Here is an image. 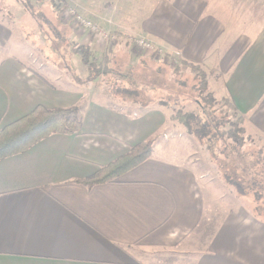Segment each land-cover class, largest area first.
I'll use <instances>...</instances> for the list:
<instances>
[{"label":"crops","instance_id":"1","mask_svg":"<svg viewBox=\"0 0 264 264\" xmlns=\"http://www.w3.org/2000/svg\"><path fill=\"white\" fill-rule=\"evenodd\" d=\"M58 1L116 34L115 50L144 38L212 73L210 90L230 99L246 134L264 142V27L245 23L229 0ZM15 4L0 0V129L38 106L80 107L81 128L0 160V264H264V219L209 195L212 181L185 134L164 135L111 183H79L171 126L168 113L114 96L104 102L99 88L68 78L57 62L48 79L31 50L26 59L13 50L17 27L4 9ZM72 35L97 59L103 53L88 34Z\"/></svg>","mask_w":264,"mask_h":264},{"label":"trees","instance_id":"2","mask_svg":"<svg viewBox=\"0 0 264 264\" xmlns=\"http://www.w3.org/2000/svg\"><path fill=\"white\" fill-rule=\"evenodd\" d=\"M15 1L36 22L47 26L59 52H63L61 48H64L65 51L69 47L71 48L68 53L77 56L86 67L88 72L87 82H91L107 72L108 69L106 67L102 68L100 61L92 54L89 48L77 43H69L70 46L69 44L67 45L61 34L53 28L54 26L44 13L34 7L31 0ZM38 3L39 0H36V4ZM58 3V5L54 6L52 4V9L55 12L56 8L59 9L61 5H64L62 1ZM68 32L65 39L69 35L71 36L70 31ZM152 56H156V54H152ZM110 62L111 60L107 61V63ZM179 66L187 68L195 81L194 87H196L199 94L195 104L197 110H186L185 107L188 103L183 98L166 97L165 95L164 98L166 100L161 99L163 96H157L159 97L157 101H148L144 105H158L169 110L166 121L172 124L173 127H180L184 134L191 137L200 147L203 145L207 146L210 149L207 150L211 153L217 151V144L221 142L223 147L218 154L223 158V161L218 162L217 165L221 169L225 183L231 186L239 196L251 195L256 202L264 201V163L262 160L264 151L259 149L254 154L244 153L245 141L242 137L244 134L243 117L237 114L230 99L217 97L209 89L208 76L210 74L207 73L209 74L207 75L201 66L186 63L185 61H180ZM64 68L66 69V67ZM120 79L122 82L131 81V78L123 77L122 75H120ZM80 80L75 77L76 82H81ZM150 89L156 90L155 87ZM117 92L123 94L124 97L129 96L137 102L136 98L139 96L137 91L124 88L118 89ZM156 92L154 91V93ZM157 93L162 95V90ZM171 98H174L173 102H171ZM80 128V107L45 109L38 106L28 115L0 129V160L23 153L50 135H73L78 133ZM155 141L156 139L149 138L131 147L125 155L101 167L94 175L81 180L79 183L85 187H93L113 182L149 158ZM214 161L216 162V160ZM254 215L262 219L259 211H256Z\"/></svg>","mask_w":264,"mask_h":264},{"label":"rangeland","instance_id":"3","mask_svg":"<svg viewBox=\"0 0 264 264\" xmlns=\"http://www.w3.org/2000/svg\"><path fill=\"white\" fill-rule=\"evenodd\" d=\"M57 1L58 0H39V3L36 4V0H31L34 7H37L38 10H41V12L44 13L46 18L54 26L52 27L61 34L67 45L69 43H77L71 38L70 35L67 39H65L66 34L69 33L68 31H70V33L73 31V27L71 26L72 21L71 19L67 21L61 16L63 12L61 8H65L66 6L63 5V7L61 5L59 8L60 10L56 8V12L52 9V4L53 6L59 4V1ZM229 1L232 7L235 5L233 11L235 10L236 16L245 20V23H251L252 25H256V23H258L260 27H264V0ZM4 12L9 14L6 16L7 21L9 19L12 25L17 27L12 30V43L16 46V48L13 50L16 55L26 59L27 56L30 55L31 50V53L39 59V63L45 68L47 72V78L50 80V75L55 73L51 66L54 63V65H56L57 62L62 68L68 67L69 72L67 71L65 73L66 75L68 74V78L75 80V77H78L84 84L88 83L86 81L88 75L86 67L81 63L77 56L68 53V50L71 49L70 47H67L68 50L66 49V51L64 48H61L63 52L58 51V47L53 42L51 31L46 25L36 22L20 4L9 6L7 9H4ZM116 39L118 40L117 35ZM117 40L110 42L106 51L100 54L98 53L100 56L98 60L100 61L102 68L106 67L108 69L107 72L88 83V87L86 86V88H89L90 86V88H99V99L107 103L108 101L106 98L111 100V97L114 96V98L116 97L118 100H123L127 103H136L135 106H132L136 108L143 106L148 101H157V99H159L157 96H163L161 99L166 100L164 98L165 95L166 97L172 96L183 98L184 101L188 103L185 107L186 110H197L195 104L198 100L199 94L196 87H194L195 81L193 80V77L187 68L179 66V59L172 56H169V58L152 56L151 53L143 54L141 51L133 49V47H127V50H124V48H122L121 51L115 50L114 48L117 44ZM100 44L102 43H98V45ZM126 53L129 54V58H126ZM57 56L58 58H56ZM151 57L153 58L151 59ZM118 58H125V62H127V59L131 60L132 58H136V62L135 60L134 62L131 60L130 64L124 65L122 60L118 62ZM107 60L112 61L107 63ZM49 62H51V65H49ZM120 75L131 78V81L122 82ZM209 78L210 75L208 76V79ZM61 84L64 83L61 82ZM152 87H155L156 90L150 89ZM124 88L135 90L137 93H139V96L136 98L137 102H135L131 97H124L123 94L117 92L118 89ZM160 90H162V95L157 93ZM154 91L157 92L154 93ZM173 100L174 98H171V102H173ZM161 108H163V106ZM163 109L166 110V113L169 112V110L165 108ZM166 124L163 129L152 136L151 139H156L157 142H161L162 138H164V135L166 134L174 137L179 136L174 134H184L180 127L179 129H176L171 127L172 124L169 127H167L168 124L167 126ZM242 137L245 141V146L243 148L244 153L254 154L259 149L264 151V142L256 141L247 135L245 130ZM188 138L192 139L191 137ZM217 146V151L212 153L209 152L208 150L210 149L204 145L201 147L197 145L195 149L197 152L195 159H200L199 161L203 165L201 169L207 173L206 176L208 179H206L210 182L212 181V183L208 184L209 189H211L209 195H212L213 199H218L219 203L221 204H225L227 202L232 203L231 200H237L242 204L243 207L251 209L254 213L259 211L262 219H264V201L256 202L251 195H247L245 197L239 196L233 190V188L227 185L223 180L221 169L217 165L218 162L223 161V158L220 156V154H218L223 146L221 142H219ZM176 149H178L181 154H185V149H182L181 146L177 147ZM213 159L216 160L217 163ZM262 160L264 163V158H262Z\"/></svg>","mask_w":264,"mask_h":264},{"label":"built area","instance_id":"4","mask_svg":"<svg viewBox=\"0 0 264 264\" xmlns=\"http://www.w3.org/2000/svg\"><path fill=\"white\" fill-rule=\"evenodd\" d=\"M62 14L61 16L65 18L67 21L71 19V26L73 27L72 33H85L94 41V43L100 48L101 51H106L107 46L110 42L116 40V34L104 31L96 24L92 23L90 20L79 14L75 9L71 7L61 8ZM98 43H102L98 45ZM137 49L141 51V53H151L156 54L157 57H168L165 55L160 49H156V47L147 39L144 38H135L131 40V48ZM179 57L178 53L176 54Z\"/></svg>","mask_w":264,"mask_h":264}]
</instances>
